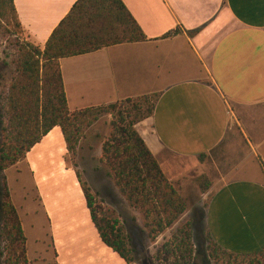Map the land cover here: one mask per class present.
Returning a JSON list of instances; mask_svg holds the SVG:
<instances>
[{"label":"crops","instance_id":"crops-1","mask_svg":"<svg viewBox=\"0 0 264 264\" xmlns=\"http://www.w3.org/2000/svg\"><path fill=\"white\" fill-rule=\"evenodd\" d=\"M119 1L146 40L59 59L67 110L156 94L134 130L171 181L201 172L199 154L238 138L239 159L229 150L226 177L206 190L203 227L226 252H257L264 247V0ZM11 2L26 40L41 48L76 0ZM174 28L177 35L161 38ZM65 155L53 127L2 172L28 264H125L100 242ZM250 163L257 174L237 176ZM132 218L140 230V215Z\"/></svg>","mask_w":264,"mask_h":264},{"label":"trees","instance_id":"trees-1","mask_svg":"<svg viewBox=\"0 0 264 264\" xmlns=\"http://www.w3.org/2000/svg\"><path fill=\"white\" fill-rule=\"evenodd\" d=\"M19 29L11 0H0V35L20 34ZM178 33L174 28L161 38ZM145 40L119 0H76L41 48L24 39L19 43V38H15L11 75L7 84L0 85V110L4 118L0 120V264H28L25 239L1 173L20 161L53 127L59 129L66 153H73L81 131L101 116L107 118L108 134L100 144L99 161L126 206L140 214L141 229L136 231L153 242L170 230L150 263H193L191 224L188 220L177 223L185 211L184 200L134 130L136 123L151 115L157 95L126 98L70 112L62 90L59 59ZM203 156L199 154L198 161ZM198 181L200 192H205L209 184L203 177ZM79 187L100 242L125 264H134L132 237L117 227L113 211L103 210L83 183L79 182ZM203 243L205 260L211 264L264 261V247L250 254L229 253L206 231Z\"/></svg>","mask_w":264,"mask_h":264},{"label":"rangeland","instance_id":"rangeland-1","mask_svg":"<svg viewBox=\"0 0 264 264\" xmlns=\"http://www.w3.org/2000/svg\"><path fill=\"white\" fill-rule=\"evenodd\" d=\"M19 33L11 36H7L5 33L4 36L0 35V85L7 84L11 75V62L16 56L17 47L14 44L15 38H19V43L23 39L26 40L20 29ZM1 113L0 110V120L3 121L4 118L1 116ZM107 134V118L101 116L89 128L81 131V138L75 145L73 153H66L64 157L65 164L75 170L78 181L89 189L95 202H98L103 210L113 211L114 214L112 217L117 221V227L123 233L125 232L132 237L131 247L134 251V264H151L149 259L155 251L160 250V246L168 239L170 230L164 231L153 242H149L143 233L138 234V231H132L134 227L130 225L133 214L137 211L129 209L126 206L124 200L113 187L111 180L105 176V167L99 161L100 144L106 138ZM241 147L242 142L236 137L224 140L217 148L206 155L204 154L201 161L197 159L198 164L203 165L201 172L199 170L190 171L179 176L176 180H172L185 203V211L177 223L188 220L191 224V244L193 245L192 264H211L205 260L203 243V234L205 231L203 227V212L209 194L206 191L200 192L198 185L200 181L198 179L200 177L205 178L210 186L211 183H216L221 178L226 177L225 175L229 171L226 170L227 167H230V162H226L225 159H231V155L228 154L229 152L233 154L234 159H239ZM254 168V164L252 165L250 163L247 166L248 172L238 171L237 176L247 174V176L252 177L257 174ZM22 179L24 181L25 177ZM87 183L92 187V191ZM138 227L141 229V225ZM258 264H264V261L259 259Z\"/></svg>","mask_w":264,"mask_h":264}]
</instances>
